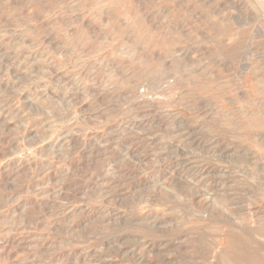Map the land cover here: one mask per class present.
I'll return each instance as SVG.
<instances>
[{
  "label": "rangeland",
  "instance_id": "rangeland-1",
  "mask_svg": "<svg viewBox=\"0 0 264 264\" xmlns=\"http://www.w3.org/2000/svg\"><path fill=\"white\" fill-rule=\"evenodd\" d=\"M263 19L0 0V264H264Z\"/></svg>",
  "mask_w": 264,
  "mask_h": 264
},
{
  "label": "bare ground",
  "instance_id": "bare-ground-1",
  "mask_svg": "<svg viewBox=\"0 0 264 264\" xmlns=\"http://www.w3.org/2000/svg\"><path fill=\"white\" fill-rule=\"evenodd\" d=\"M256 2L257 5L264 7V0H256ZM259 30L262 34H264V19H263V23H261V26L259 27Z\"/></svg>",
  "mask_w": 264,
  "mask_h": 264
}]
</instances>
